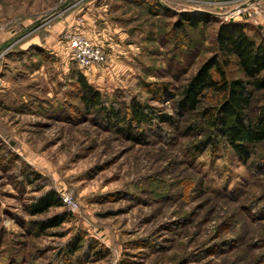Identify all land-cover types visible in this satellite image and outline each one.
Listing matches in <instances>:
<instances>
[{
  "label": "rangeland",
  "instance_id": "1",
  "mask_svg": "<svg viewBox=\"0 0 264 264\" xmlns=\"http://www.w3.org/2000/svg\"><path fill=\"white\" fill-rule=\"evenodd\" d=\"M222 1L162 0L155 14L137 0H0V264H264V143L248 161L220 138L203 147L198 112L176 113L217 54ZM182 15L205 24L178 27ZM74 36L107 60L83 73ZM81 76L121 119L86 108ZM254 99L256 114L264 93ZM47 191L62 205L34 215Z\"/></svg>",
  "mask_w": 264,
  "mask_h": 264
},
{
  "label": "trees",
  "instance_id": "2",
  "mask_svg": "<svg viewBox=\"0 0 264 264\" xmlns=\"http://www.w3.org/2000/svg\"><path fill=\"white\" fill-rule=\"evenodd\" d=\"M137 1L155 14H160L163 7L154 0ZM182 24L193 28L205 24V21L199 17L182 15L176 25L182 28ZM232 65L241 73L240 78L229 73ZM197 70L179 95L176 113L184 115L198 112L205 128L211 131V135L201 142L203 147L220 138L232 147L240 159L248 161L251 158L250 149L264 143V105L256 114L252 113L255 94L264 93L262 27L244 22L223 24L217 34V54ZM79 83L83 94L82 103L87 109H100L107 121L119 120L115 109H106L101 94L88 84L84 76L79 78ZM210 94L214 95L216 103L204 107V99ZM131 118L138 124L148 121L138 103L132 105ZM61 205L59 196L54 191H47L31 206V212L44 215L51 208ZM65 220L66 215H61L38 222V226L42 232H46L50 228L61 227ZM78 249L79 242L74 243L71 253H76Z\"/></svg>",
  "mask_w": 264,
  "mask_h": 264
},
{
  "label": "built area",
  "instance_id": "3",
  "mask_svg": "<svg viewBox=\"0 0 264 264\" xmlns=\"http://www.w3.org/2000/svg\"><path fill=\"white\" fill-rule=\"evenodd\" d=\"M156 1L161 3L162 0ZM260 1L261 0H245L243 3L241 2L236 5L234 0H228L215 3V5L219 6V8H221L220 10L223 11L219 16L223 20V23L227 24L250 20L257 15L264 16V9L258 7ZM201 10L202 9L198 8L195 9V11L198 12H201ZM70 54L71 58L77 63L83 73L91 71L94 67L101 66L102 63L107 60L103 46L91 43L87 38L82 36H74L71 39ZM62 196L64 204L71 211H75L77 203L74 201L73 197L67 194Z\"/></svg>",
  "mask_w": 264,
  "mask_h": 264
},
{
  "label": "crops",
  "instance_id": "4",
  "mask_svg": "<svg viewBox=\"0 0 264 264\" xmlns=\"http://www.w3.org/2000/svg\"><path fill=\"white\" fill-rule=\"evenodd\" d=\"M243 1H245V0H234V2H235V4L236 5H238L239 3H243ZM257 16H262V15H257ZM263 17V16H262ZM257 17L255 16L253 19H250V20H246V21H242V22H244V23H249V24H251V25H257L258 23L256 22L257 20ZM261 21H264L262 18H261ZM1 49V48H0Z\"/></svg>",
  "mask_w": 264,
  "mask_h": 264
}]
</instances>
